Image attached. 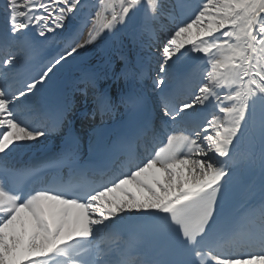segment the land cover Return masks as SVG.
Here are the masks:
<instances>
[{"label":"snow or ice","instance_id":"obj_1","mask_svg":"<svg viewBox=\"0 0 264 264\" xmlns=\"http://www.w3.org/2000/svg\"><path fill=\"white\" fill-rule=\"evenodd\" d=\"M0 264H264V0H0Z\"/></svg>","mask_w":264,"mask_h":264},{"label":"bare ground","instance_id":"obj_2","mask_svg":"<svg viewBox=\"0 0 264 264\" xmlns=\"http://www.w3.org/2000/svg\"><path fill=\"white\" fill-rule=\"evenodd\" d=\"M107 83L108 86H111L110 82H102V86H104V84ZM121 83H123V81H121ZM73 100V103L75 104L77 111L79 112V110L83 109L84 104L83 102L80 100V98L78 96H73L70 97ZM227 103V102H225ZM111 120L115 121V118H108L106 117L104 120V124L107 125L106 123H109ZM99 117L97 118V121L95 122H81V128H82V134H87L88 130L93 126V124L99 123ZM103 124V127L105 126ZM55 137V135L53 136V138ZM259 172L257 170H251L249 169L246 165H245V172L243 175V180L247 181V182H252V186L255 188L259 185ZM247 187L249 188V186L247 185Z\"/></svg>","mask_w":264,"mask_h":264}]
</instances>
